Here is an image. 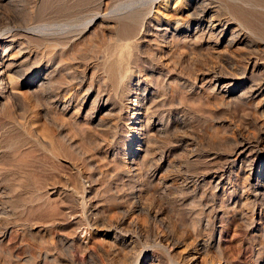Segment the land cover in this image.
Wrapping results in <instances>:
<instances>
[{"label": "rangeland", "instance_id": "374dc122", "mask_svg": "<svg viewBox=\"0 0 264 264\" xmlns=\"http://www.w3.org/2000/svg\"><path fill=\"white\" fill-rule=\"evenodd\" d=\"M162 1L0 0V264H264V0Z\"/></svg>", "mask_w": 264, "mask_h": 264}, {"label": "bare ground", "instance_id": "6f19581e", "mask_svg": "<svg viewBox=\"0 0 264 264\" xmlns=\"http://www.w3.org/2000/svg\"><path fill=\"white\" fill-rule=\"evenodd\" d=\"M170 1L171 0H163L161 2V4H162L161 6H162L163 10L166 11V12H161L160 11L161 12L160 15L162 17V21L167 23V24H172V23L177 24L179 22V20L181 19V16L183 14H185L186 17H193V16H196V17L197 16H200V17L201 16H203V17L206 16L207 17V15H210V9L212 8L210 6L207 7L206 6L207 3L205 5L202 0H192V1L191 0H188V1L187 0L186 1L185 0H174L172 6L170 5ZM216 19H215V21L213 23L211 22L212 23L211 25L207 26V28H206L207 31H211L213 33L217 29V27L220 25V22H219L218 19L217 20ZM129 76H130V73L126 74V72H125L124 75L119 77L118 81H120V82L127 81L126 79H128ZM127 119L129 120L130 118H127ZM127 125H129V124H127ZM127 128H128V130H130L132 132V128L130 126H128ZM187 260L188 261H186V264H196L195 256L194 257L190 256V258H188Z\"/></svg>", "mask_w": 264, "mask_h": 264}]
</instances>
